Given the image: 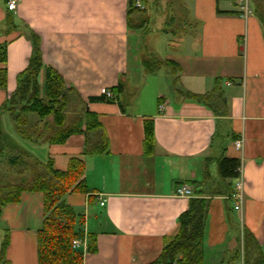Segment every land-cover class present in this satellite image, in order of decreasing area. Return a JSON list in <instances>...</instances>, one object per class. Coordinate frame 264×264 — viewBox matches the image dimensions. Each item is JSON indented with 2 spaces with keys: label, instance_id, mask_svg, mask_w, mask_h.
Returning a JSON list of instances; mask_svg holds the SVG:
<instances>
[{
  "label": "crops",
  "instance_id": "1",
  "mask_svg": "<svg viewBox=\"0 0 264 264\" xmlns=\"http://www.w3.org/2000/svg\"><path fill=\"white\" fill-rule=\"evenodd\" d=\"M177 1L173 14L155 16L170 42L159 56L143 43L145 16L128 13V0H20L14 11L0 0V43L6 40L0 68L7 72L0 107L28 64L32 31L40 37L44 65L77 90L108 139L107 152L84 157L87 192L64 195L83 218L81 264H151L176 234L191 196L208 198L203 264H245L254 257L264 264V26L257 0H250L247 16L233 0ZM150 55L176 64L174 76L165 66L146 73L143 60ZM44 78L42 67L37 81ZM217 84L221 112L186 94H205ZM34 114L28 113L32 123L38 120ZM146 120L153 136L147 149ZM0 129L19 138L2 111ZM238 138L242 145L236 148ZM24 147L29 156L65 169L72 156L83 154L84 135L71 134L63 143L25 139ZM222 155L239 159L238 177H219ZM181 183L190 186V197L175 194ZM237 183L242 200L233 209ZM43 219L40 191H23L17 202L2 207L0 246L5 239L7 245L0 264H38ZM246 232L255 250H243ZM88 233L95 234L94 252L87 250Z\"/></svg>",
  "mask_w": 264,
  "mask_h": 264
},
{
  "label": "trees",
  "instance_id": "2",
  "mask_svg": "<svg viewBox=\"0 0 264 264\" xmlns=\"http://www.w3.org/2000/svg\"><path fill=\"white\" fill-rule=\"evenodd\" d=\"M142 1L146 5L147 0ZM136 10L140 9L135 6V0H128V13ZM255 12L264 26V0L256 1ZM9 24V30L15 27L11 22ZM29 40L32 44V53L28 64L24 70L18 73L17 86L3 102L0 111L5 112L14 122L17 133L31 142L63 143L71 134L82 133L84 135V151L81 155L72 156L65 169L54 168L50 159L41 162L34 158L35 164L29 181L21 180L0 185V213L5 204L17 202L21 192H42L44 219L41 228L37 231L38 264H81L82 252L79 248L72 247V240L83 237V218L66 203L64 195L70 192H87L83 178L84 157L107 152L108 139L97 115L87 109L77 90L68 86L63 76L55 68L44 65L40 37L31 31ZM5 45L6 40L0 43V62L5 61ZM162 66L168 68L173 76L178 70L177 65L173 62L160 60L153 55L143 60L146 73H153ZM42 67L45 70V78L40 84L37 77ZM6 81V68L1 67V88L6 86ZM173 82H176V78L173 79ZM186 94L198 102L211 105L213 111L221 112L219 105L224 103V98L219 84L205 94L191 92H186ZM69 104L71 106L72 104L74 106L81 105L83 109L66 123L63 120L67 113L66 107ZM31 112L36 113L38 120H44L45 124H48L47 126L50 122L52 123V126H49L51 132L48 136L37 138L39 134L35 135L34 130L26 128L29 120L26 114ZM2 133L0 129V142L3 137ZM152 140V124L146 120L144 140L146 149ZM20 153L23 156L28 154L24 150H21ZM239 166L238 158L222 155L217 163L218 175L223 181L227 178H236L239 175ZM232 189L230 187L227 193L231 194ZM207 207V197H190L188 208L178 217L179 225L176 234L166 240L159 256L151 264H203V234ZM243 237V250L246 251L251 247L248 233L246 232ZM87 238V250L94 252L96 250L95 234L88 233ZM6 245L7 239L0 246V258L3 256ZM255 248L251 247L252 250ZM245 264L263 263L259 257H254L250 261L247 259Z\"/></svg>",
  "mask_w": 264,
  "mask_h": 264
},
{
  "label": "rangeland",
  "instance_id": "3",
  "mask_svg": "<svg viewBox=\"0 0 264 264\" xmlns=\"http://www.w3.org/2000/svg\"><path fill=\"white\" fill-rule=\"evenodd\" d=\"M174 3L179 4L180 2H178L177 0H147L144 10H141L143 13H139L143 14L146 17L141 20L142 23H144L142 25V27L144 26L143 43L146 46L149 45L152 49L158 52L159 56H161L163 52H167V48L170 46V42H168V40L164 38L165 35L160 31V26H162V24L160 23L161 20L156 17L168 16L170 14H173V12L171 13L170 11H172V5L174 6ZM145 23L147 24L146 26ZM145 90H147V88H144L142 92H144ZM139 97L140 96H137V98ZM66 109L67 113L64 116L63 121L67 123L69 122V120H71V118L73 119L74 117H76L83 108L81 105L74 106L72 104L71 106V104H69ZM26 116L29 119L27 121L28 126L26 128H29V130H34L33 132L35 133V135L39 134L37 138L41 136H48V134L51 132L49 129V126H52L51 122L49 123V126H47L48 124H45L44 120H37L39 122L37 124H34L36 121L32 123V121L28 117V113L26 114ZM34 116L37 117L36 114H34ZM1 126L4 130H8L9 128L8 125H5V122H3ZM4 130L1 129V132H3V137L2 141L0 142V185L15 183L21 180L29 181L32 176L35 159L34 157L29 156V154L24 156L21 155L20 151L24 150L25 148V139L22 138L20 134H17V136L19 137L17 139L16 137L9 136L7 134L8 131ZM13 160L14 162H12Z\"/></svg>",
  "mask_w": 264,
  "mask_h": 264
},
{
  "label": "built area",
  "instance_id": "4",
  "mask_svg": "<svg viewBox=\"0 0 264 264\" xmlns=\"http://www.w3.org/2000/svg\"><path fill=\"white\" fill-rule=\"evenodd\" d=\"M20 0H6V8L9 11H14L17 7V4ZM235 6L237 7L238 12L242 16H247L248 14L251 13V7H250V0H233ZM135 6L139 8L140 10H143L145 8V4L143 3L142 0H135ZM101 93L104 94L108 98L113 97V93L107 89V88H102ZM234 145L236 148L241 147L242 145V138H238L235 140ZM241 184L237 183L235 185V189L232 193V198L233 200V208L238 209L241 204L242 200V195H241ZM175 194L178 196H183V197H190L192 195V190L190 186L186 183H181L178 184L175 188ZM100 204H103V201L100 202ZM81 240L78 238H75L72 240V247L73 248H79L81 246Z\"/></svg>",
  "mask_w": 264,
  "mask_h": 264
}]
</instances>
